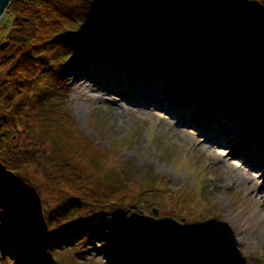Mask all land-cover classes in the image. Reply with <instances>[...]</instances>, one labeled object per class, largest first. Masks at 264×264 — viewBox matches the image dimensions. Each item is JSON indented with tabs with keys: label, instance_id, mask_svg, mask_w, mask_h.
Here are the masks:
<instances>
[{
	"label": "trees",
	"instance_id": "16d2710c",
	"mask_svg": "<svg viewBox=\"0 0 264 264\" xmlns=\"http://www.w3.org/2000/svg\"><path fill=\"white\" fill-rule=\"evenodd\" d=\"M5 13L12 22L0 42V249L19 264H50L52 253L83 238L94 242L107 230L102 215L57 219L69 212L70 202L77 203L73 194L80 193L76 188L83 177L96 184L117 179L120 186L128 183L117 165L83 174L74 161L89 142L73 130L67 109L69 78L91 64L106 63L119 79L127 78L132 89L157 79L160 91L190 105L192 109L185 110L191 109V115L205 113L207 124L218 116L228 132L227 108H234L239 115L238 126L232 128L237 140L253 156L264 155L263 111L254 116L264 103L240 98L238 85L215 69L240 68L264 85V37L258 29L259 24L264 26V0H11ZM190 13L210 25L214 34L198 37L188 31ZM163 19L169 26L162 25ZM185 48L194 57L191 49L196 50L198 60ZM21 136L31 145L23 149L15 145ZM102 151L99 148L98 153ZM41 179L60 191L61 202H66L39 214L38 205L45 204ZM143 183V191L177 198L178 205L193 211L200 222L212 210L206 200L207 207L199 206L193 191L167 187L166 180L148 178ZM96 196L90 193L86 201ZM111 197L104 194L102 200L117 204L110 202Z\"/></svg>",
	"mask_w": 264,
	"mask_h": 264
},
{
	"label": "rangeland",
	"instance_id": "374dc122",
	"mask_svg": "<svg viewBox=\"0 0 264 264\" xmlns=\"http://www.w3.org/2000/svg\"><path fill=\"white\" fill-rule=\"evenodd\" d=\"M177 9L184 11L180 7ZM187 15L186 24L200 23L193 19L195 13ZM11 22V17L4 12L0 18V42L3 41ZM162 25L169 26L167 19L162 20ZM204 25L212 28L208 24ZM159 28H161L160 25ZM165 31L167 33V30ZM184 52L191 55L186 48ZM195 56L191 55L198 60L199 54ZM104 69H107V72H103ZM100 76L101 78H97ZM69 80L68 87L73 91L68 94L67 109L71 116L73 130L89 142V146L84 145L82 157L74 160L79 164L76 165L77 170L80 169L79 171L83 174H87L86 171L97 170L101 166L106 165L108 168L117 165L123 168L122 174L128 183L120 186V181L117 179L116 182L105 180L96 184L88 177L81 179L80 187L76 188L80 193L73 194L79 199L77 203L70 202L71 209H74L73 215H69L72 212L70 209L66 215L63 213L64 216L61 219L63 214H60L57 219L64 222L94 214L95 217L102 215V221L109 225L107 230L96 235V241L86 242L83 238L81 243L52 253L50 262L55 264H70V261L73 264H187L183 259L175 258L164 247L158 246L153 236L147 235L143 228L145 219H150L151 223L157 218L170 217L177 224L189 229L201 242L206 256L217 264H264V174L262 177L264 170L253 172V184H240L234 180L236 167H240L244 172L248 169L253 170L252 168L258 170L254 166L255 162L247 146H243L242 143L241 151H239L240 146L238 148L236 146L239 141L232 128L238 126L237 110L227 108L230 121L229 119V122L225 121L228 125L225 126L231 132V139L229 136L225 138L223 148L218 147L217 144L208 143L198 147L195 139L199 138V131L194 126H182L183 119L191 116L192 108L187 102H184L185 107L177 109L178 112H175L173 117L167 111L156 108L142 111L134 108L133 105L118 106L119 103L124 104L122 101L124 98L135 103L130 100L135 99L136 95L153 92L155 90L151 83L153 79L150 83L142 84V89H139L138 85L132 89L129 87L131 85L126 84L127 78L119 79L107 64L103 63L100 67L91 64L72 75ZM79 82L94 87L90 96L82 95L81 91L85 87L78 84ZM128 87L130 92L126 91ZM159 92L162 91L159 90ZM181 100L183 102L182 98ZM257 102L253 104L261 103ZM186 107L191 109L186 111ZM258 107V113L255 112L254 116L262 111L260 116H264V106L258 105ZM198 116V121L202 122L206 115L201 113ZM218 120L219 123H216ZM223 124L224 121L216 116L208 124L202 123L205 128L202 129L208 131L209 136L215 139L218 136L215 133L225 132ZM249 125L252 124L249 122ZM233 136L235 139L232 138ZM21 137L15 138V145L21 149L31 145L29 139ZM200 140L203 142L206 139ZM99 148L105 151L98 153ZM233 148H235L234 152ZM229 151L233 154L238 151L241 155L231 158L227 165L222 158L227 157ZM246 163L248 166H245ZM250 165L252 168L249 167ZM104 169L105 167H101V170ZM148 178H156L159 183L166 180L167 187L172 189L193 191L194 201L199 206L206 207L207 201L211 203L212 210H209V215L203 217L204 222H200L193 211L178 205L177 198L162 197L159 191H143V182ZM39 187L42 200L48 206L45 207V204L40 203L38 205L40 210H37V213L40 214L41 210H56V205L62 201L61 192L53 188L49 181H43V179ZM90 193L97 196L88 202L86 200H89ZM104 194L107 197L112 195L110 202L115 201L118 205L103 202ZM82 196L88 199L81 198ZM64 202L60 204L64 205ZM96 202L104 204L93 205ZM117 207H119L118 210L111 211ZM209 208L211 209L210 206ZM154 210L157 211L156 217L153 215ZM137 220L141 221V224H137ZM250 231H255V234L252 236ZM0 264L19 263L17 260L14 261V257L6 256L0 249Z\"/></svg>",
	"mask_w": 264,
	"mask_h": 264
},
{
	"label": "water",
	"instance_id": "95a60500",
	"mask_svg": "<svg viewBox=\"0 0 264 264\" xmlns=\"http://www.w3.org/2000/svg\"><path fill=\"white\" fill-rule=\"evenodd\" d=\"M10 1L0 0V18ZM117 19H120V15L117 16ZM186 28L197 36H208L214 33V30L209 26L197 22L187 23ZM258 29L264 37V26L259 24ZM191 51L194 55H197L194 49H191ZM203 63L209 64L206 61H203ZM217 69L223 70L230 79L237 83L240 98H253L264 103V88L256 84L241 69L224 66L217 67ZM153 215L156 217L157 211L154 210ZM149 223L150 219L143 221V228L147 235H152L158 245L165 247L176 258L183 259L187 264H217L206 256L205 250L197 237L186 227L177 224L172 218H157L151 222L150 226H148ZM137 224H141V221L137 220ZM50 264L55 263L50 262Z\"/></svg>",
	"mask_w": 264,
	"mask_h": 264
},
{
	"label": "bare ground",
	"instance_id": "6f19581e",
	"mask_svg": "<svg viewBox=\"0 0 264 264\" xmlns=\"http://www.w3.org/2000/svg\"><path fill=\"white\" fill-rule=\"evenodd\" d=\"M204 25V24H203ZM207 26V25H206ZM212 29V28H211ZM234 68V67H233ZM215 69H217V67H215ZM240 69V68H239ZM221 70V69H220ZM242 70V69H241ZM223 71V70H221ZM243 71V70H242ZM224 72V71H223ZM225 73V72H224ZM226 74V73H225ZM227 75V74H226ZM247 75V74H246ZM228 76V75H227ZM248 76V75H247ZM83 77V76H82ZM229 77V76H228ZM249 77V76H248ZM230 78V77H229ZM250 78V77H249ZM84 79V78H83ZM251 79V78H250ZM232 80V79H231ZM256 84H258L254 79H252ZM233 81V80H232ZM235 82V81H233ZM151 83L154 85V88L155 90L153 92H148L146 94L142 93V94H139V95H136V98L133 99V100H130V101H134L135 103H132V102H129L127 101L125 98L122 99V101L124 102V104L122 103H119L118 106H122L127 104V105H133L134 108L136 109H141L142 111H146V110H153V109H160V110H163V111H167L171 117H173L172 115L175 114V112H178L177 109H180L181 107L184 106V100L182 102L181 98L178 96V95H170L168 94L167 92H159L160 90V84L159 82L157 81V79H153L151 81ZM236 83V82H235ZM78 84H81V82H79ZM237 84V83H236ZM83 85V84H81ZM259 86L263 87L262 85L258 84ZM85 88L81 91L82 92V95L83 96H90L91 94V91L94 89V87L90 86V85H83ZM264 88V87H263ZM129 88H126V91L130 92L128 90ZM159 89V90H158ZM103 90H106V89H103ZM71 91L72 88H71ZM185 107V106H184ZM187 111V110H186ZM206 117V116H205ZM203 118V117H202ZM197 117H192L191 116H188L187 118L183 119L182 123L183 125L182 126H185V127H188V126H191V127H195L198 131H199V135L198 137L200 139H203L205 138L206 140H203V142H200L201 140L199 138H196L195 139V143L196 145H198V147H201L203 146V143H208V144H214V145H218V147H224L225 146V138L227 139L229 135H231V132H228V131H225L224 133H215V135H218L217 138L213 139L214 137L213 136H209L210 133L208 131H205L203 129L204 126L202 125L203 121L202 122H199ZM205 119V118H204ZM221 120V119H220ZM222 121V120H221ZM216 123H219V120L216 122ZM203 128V129H202ZM219 138V139H218ZM242 141L240 140L238 143H237V148L242 145ZM243 146H244V143H243ZM234 149H232V151L234 152ZM232 151H229L230 153L227 155V157H221L222 158V161L224 163H226L227 165L230 163V161L232 160L231 158L233 157H239L238 155H241L238 151H236V153H232ZM239 151H241V146L239 147ZM251 158L254 160L255 162V167L258 169L256 170L255 168H252L251 165L249 166L250 168H252L253 170L251 169H248L246 172L242 171V169L240 167H236L235 170H234V180H236V182L240 183V184H243V183H254L253 182V178H252V175H253V172L254 171H262L264 170V155H262V153H260L259 157L257 156H253L251 155ZM260 161V163H259ZM248 163V161H247ZM246 163L245 166H248ZM242 164H245L244 162H242ZM253 164V163H252ZM263 174H264V171L262 173V177H263ZM263 191H264V187H263ZM260 195V194H259ZM264 195V193H263ZM151 224V223H149ZM150 226V225H148ZM250 234L253 236L255 234V231H250ZM158 245V244H157ZM158 246H161V245H158ZM163 247V246H162ZM165 248V247H164ZM166 249V248H165ZM167 250V249H166ZM168 251V250H167ZM170 252V251H169ZM172 254V253H171ZM173 255V254H172ZM174 256V255H173ZM176 258V257H175ZM178 259V258H177ZM178 260H181V259H178Z\"/></svg>",
	"mask_w": 264,
	"mask_h": 264
}]
</instances>
